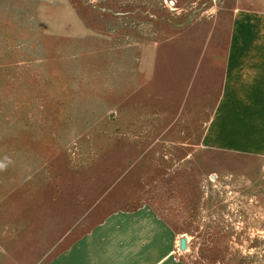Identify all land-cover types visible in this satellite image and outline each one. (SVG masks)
<instances>
[{"label": "rangeland", "instance_id": "1", "mask_svg": "<svg viewBox=\"0 0 264 264\" xmlns=\"http://www.w3.org/2000/svg\"><path fill=\"white\" fill-rule=\"evenodd\" d=\"M235 14L264 0H0V264L33 263L15 218L59 195L151 207L184 264H264V158L202 147L218 65L192 77Z\"/></svg>", "mask_w": 264, "mask_h": 264}, {"label": "crops", "instance_id": "2", "mask_svg": "<svg viewBox=\"0 0 264 264\" xmlns=\"http://www.w3.org/2000/svg\"><path fill=\"white\" fill-rule=\"evenodd\" d=\"M251 32L255 38L249 41ZM222 38V56L199 54L193 60V78L216 65L220 77L201 145L210 151L264 158V23H244L235 14ZM176 64L180 66V57ZM176 73L180 78L183 71ZM90 204L85 198L63 195L37 198L31 201V212L16 216L15 232L36 253L32 264H184L171 255L179 236L151 207L98 217L97 202ZM2 223L1 239L9 235L8 221ZM19 239L16 253L24 247ZM15 260L20 264L26 259Z\"/></svg>", "mask_w": 264, "mask_h": 264}, {"label": "water", "instance_id": "3", "mask_svg": "<svg viewBox=\"0 0 264 264\" xmlns=\"http://www.w3.org/2000/svg\"><path fill=\"white\" fill-rule=\"evenodd\" d=\"M185 248H186V240H185L184 238H182V239L180 240V250H181V251H184Z\"/></svg>", "mask_w": 264, "mask_h": 264}]
</instances>
